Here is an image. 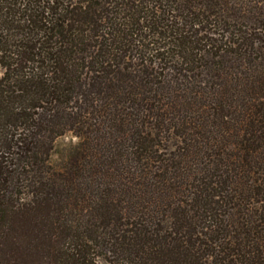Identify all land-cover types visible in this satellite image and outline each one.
<instances>
[{"label":"trees","instance_id":"obj_1","mask_svg":"<svg viewBox=\"0 0 264 264\" xmlns=\"http://www.w3.org/2000/svg\"><path fill=\"white\" fill-rule=\"evenodd\" d=\"M0 264H264V0H0Z\"/></svg>","mask_w":264,"mask_h":264},{"label":"rangeland","instance_id":"obj_2","mask_svg":"<svg viewBox=\"0 0 264 264\" xmlns=\"http://www.w3.org/2000/svg\"><path fill=\"white\" fill-rule=\"evenodd\" d=\"M78 138L72 132H67L66 134L59 136L55 142V151L58 157L67 153V150L71 146L75 145Z\"/></svg>","mask_w":264,"mask_h":264}]
</instances>
